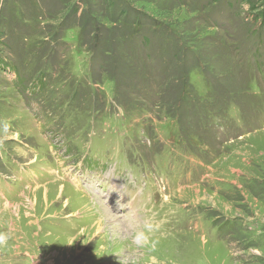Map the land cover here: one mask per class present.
I'll list each match as a JSON object with an SVG mask.
<instances>
[{
    "label": "rangeland",
    "instance_id": "rangeland-1",
    "mask_svg": "<svg viewBox=\"0 0 264 264\" xmlns=\"http://www.w3.org/2000/svg\"><path fill=\"white\" fill-rule=\"evenodd\" d=\"M0 264H264V0H0Z\"/></svg>",
    "mask_w": 264,
    "mask_h": 264
},
{
    "label": "bare ground",
    "instance_id": "bare-ground-1",
    "mask_svg": "<svg viewBox=\"0 0 264 264\" xmlns=\"http://www.w3.org/2000/svg\"><path fill=\"white\" fill-rule=\"evenodd\" d=\"M84 194V193H83ZM106 199V198H105ZM91 202H92V200H90ZM197 203V202H196ZM197 204H199V203H197ZM92 205H95V203H92ZM97 206V205H96ZM98 207V206H97ZM106 211V213L107 212H109V208L107 207V206H105V205H102V207H99V209H98V212H100V213H103V212H105ZM111 211V210H110ZM96 213V212H95ZM111 214H113V213H111ZM114 215V214H113ZM100 217V216H99ZM106 217V216H105ZM119 217V216H118ZM104 218V217H103ZM105 219V218H104ZM108 219V218H107ZM110 223V222H109ZM171 229H172V231H171V233L169 234L172 238H173V240L175 241L177 238L180 240V238H179V235L177 234V230H176V226H171ZM169 237V236H168ZM177 239V242L176 243H178L179 242V240ZM168 243H169V241H167ZM158 249H160V248H158ZM150 255H152V252L150 253Z\"/></svg>",
    "mask_w": 264,
    "mask_h": 264
},
{
    "label": "clouds",
    "instance_id": "clouds-1",
    "mask_svg": "<svg viewBox=\"0 0 264 264\" xmlns=\"http://www.w3.org/2000/svg\"><path fill=\"white\" fill-rule=\"evenodd\" d=\"M144 239H145V237L142 233H137V235L135 236V241L138 245L142 244Z\"/></svg>",
    "mask_w": 264,
    "mask_h": 264
}]
</instances>
